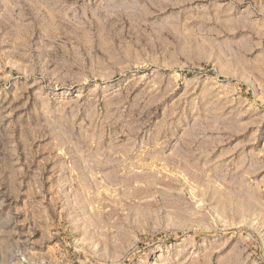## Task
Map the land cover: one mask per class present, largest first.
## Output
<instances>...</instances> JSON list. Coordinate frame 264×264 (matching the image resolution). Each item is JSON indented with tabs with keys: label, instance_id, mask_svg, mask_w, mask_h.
Segmentation results:
<instances>
[{
	"label": "rangeland",
	"instance_id": "1",
	"mask_svg": "<svg viewBox=\"0 0 264 264\" xmlns=\"http://www.w3.org/2000/svg\"><path fill=\"white\" fill-rule=\"evenodd\" d=\"M0 264H264V0H0Z\"/></svg>",
	"mask_w": 264,
	"mask_h": 264
}]
</instances>
